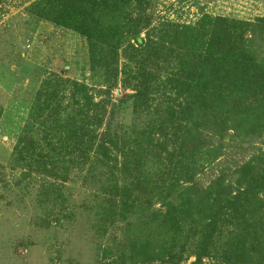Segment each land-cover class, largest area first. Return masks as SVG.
Returning <instances> with one entry per match:
<instances>
[{"label": "trees", "instance_id": "1", "mask_svg": "<svg viewBox=\"0 0 264 264\" xmlns=\"http://www.w3.org/2000/svg\"><path fill=\"white\" fill-rule=\"evenodd\" d=\"M145 2L33 4L37 18L89 41L104 85L49 74L10 166L23 181H45L44 195L57 193L55 183L71 173L95 178L108 202L107 221L128 225L141 217L160 229L156 244L123 235L119 261L264 264V16L203 15L194 24L150 27L128 11ZM118 87L130 93L115 101ZM127 112L128 123H114ZM232 150L240 160L222 166Z\"/></svg>", "mask_w": 264, "mask_h": 264}, {"label": "rangeland", "instance_id": "2", "mask_svg": "<svg viewBox=\"0 0 264 264\" xmlns=\"http://www.w3.org/2000/svg\"><path fill=\"white\" fill-rule=\"evenodd\" d=\"M37 1L0 0V264H132L131 259L117 258L123 235L152 238L156 244L162 239L160 229L147 226L141 217L128 225L107 221L108 202L95 178L71 173L67 182L55 183L57 193L44 195L45 181L37 176L23 181L20 170L10 166L33 98L49 74L97 89L104 85V73L90 62L89 41L37 18L32 9ZM128 11L132 18H141L140 24L147 20L150 27L165 22L194 24L203 15L249 21L264 16V0H146L141 9L133 3ZM125 93L130 91L118 87L112 98L118 101ZM129 121L127 112L114 123ZM238 160L239 152L232 150L222 166ZM210 178L208 170L199 180L206 185ZM224 241L219 240V249ZM194 261L190 257L187 264ZM147 264L166 263L156 259Z\"/></svg>", "mask_w": 264, "mask_h": 264}]
</instances>
